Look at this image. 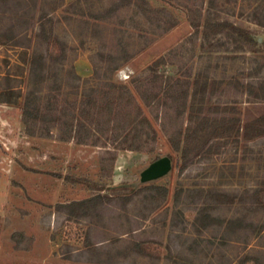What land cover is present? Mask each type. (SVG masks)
Listing matches in <instances>:
<instances>
[{
    "label": "rangeland",
    "instance_id": "obj_1",
    "mask_svg": "<svg viewBox=\"0 0 264 264\" xmlns=\"http://www.w3.org/2000/svg\"><path fill=\"white\" fill-rule=\"evenodd\" d=\"M263 16L264 0H0V31L15 35L0 43V264H241L246 254L264 263V209L246 197L216 204L208 196L264 186V135L222 138L184 167L168 142L175 129L193 126L178 106L195 83L207 104L233 107L242 122L264 113V26L256 21ZM42 20L57 40L44 72L31 74V56L47 53ZM224 20L258 43L201 32ZM158 58L155 75L149 65ZM122 85L156 132L155 140L143 135L142 150L116 147ZM29 91L45 119H24ZM106 96L112 110L101 104ZM165 154L170 173L139 184L141 169ZM96 185L111 200L83 215L62 207L97 194ZM203 202L257 230H197Z\"/></svg>",
    "mask_w": 264,
    "mask_h": 264
},
{
    "label": "trees",
    "instance_id": "obj_2",
    "mask_svg": "<svg viewBox=\"0 0 264 264\" xmlns=\"http://www.w3.org/2000/svg\"><path fill=\"white\" fill-rule=\"evenodd\" d=\"M257 13H255L256 15ZM257 23L264 26L263 18H257ZM200 26H198L199 29ZM201 32L204 36L209 34H220L225 32L228 37H232L238 40L240 43L253 46L258 43L248 29L236 25L228 20L224 21H207L202 24ZM38 35L43 37L47 44L46 55H32L31 62V74H39L44 72L45 64L48 57H52L55 41L57 37L54 35L53 30L49 27L48 21L42 20L39 24ZM15 35L10 29H6L5 33L0 31V43H8L13 41ZM163 58L154 60L150 65L149 69L155 75L157 74L158 67L163 64ZM251 84L247 85L248 91L251 90ZM264 90V85H261ZM204 87L201 90L200 96H198L196 83L193 85V89L190 92L188 90L182 95V102L178 106L179 115H184L187 111V118L193 122V126L186 128L180 127L175 129L168 138L169 145L172 150L179 152L181 158L182 167H184L191 159L195 156L200 155L203 151L210 153L219 143L220 139H228L231 137L239 138L242 136L244 140H252L264 135V113L245 121H241L236 110L233 107L220 108L218 106H210L205 101V94L203 92ZM121 95L118 97L117 108H115V115L118 113L121 115V120L117 121L114 126L115 134L114 139L118 140V149L128 150H142L144 148V141L142 140L143 135H152V140L156 139V132L153 128L150 119L146 115L142 103L136 99L135 95L132 94L128 86H120L118 88ZM127 95L125 96V93ZM114 92V91H113ZM112 92V93H113ZM33 92H27L23 96L22 111L25 118L36 121L37 119H45V113L41 112L39 107L33 101ZM145 91L140 92V99H145ZM155 94L153 97H159ZM106 96L104 99L101 97V104L107 105L112 110V100H107ZM125 97V98H123ZM121 98L125 99L124 101ZM8 99V98H7ZM209 105V106H208ZM115 120H117L115 116ZM73 127V122H70V133ZM146 141V140H145ZM171 157V155H169ZM158 158V157H157ZM156 158V159H157ZM104 187V186H103ZM100 185H96V189L99 192L91 197L74 200L69 203L61 204L63 208L69 210L74 214L83 215L89 208L96 207L103 204L111 198L104 193H101L104 188ZM143 188H152L165 195L167 190L164 186L157 184H148ZM118 192V191H116ZM245 196L237 197L236 194L228 191L211 190L208 192V196L211 197L213 203L216 204H230L235 199L242 201L244 197L248 199L251 205L258 206V209H264V186L255 187L251 190L245 191ZM211 205L203 202L196 209L193 225L197 230L207 229L209 227L216 226L217 228L223 227V233H239L242 229L247 227L252 229L256 228V224L247 223L246 219L242 216H233L229 218H220L212 214L210 210ZM247 228V229H248ZM141 252H145L146 248L142 244H136ZM264 264L258 255L246 254L241 259V264Z\"/></svg>",
    "mask_w": 264,
    "mask_h": 264
},
{
    "label": "water",
    "instance_id": "obj_3",
    "mask_svg": "<svg viewBox=\"0 0 264 264\" xmlns=\"http://www.w3.org/2000/svg\"><path fill=\"white\" fill-rule=\"evenodd\" d=\"M172 169V159L165 154L147 164L139 172V184L150 183L165 177Z\"/></svg>",
    "mask_w": 264,
    "mask_h": 264
}]
</instances>
